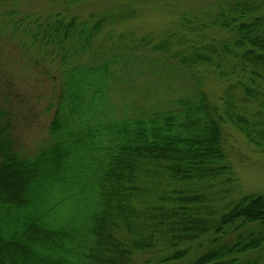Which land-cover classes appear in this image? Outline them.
Here are the masks:
<instances>
[{
  "label": "trees",
  "instance_id": "1",
  "mask_svg": "<svg viewBox=\"0 0 264 264\" xmlns=\"http://www.w3.org/2000/svg\"><path fill=\"white\" fill-rule=\"evenodd\" d=\"M263 8L225 0L211 17L219 38L114 50L94 41L117 16L21 18L39 23L23 32L51 49L64 80L35 153L0 102V264H264V194L214 202L221 181L227 192L236 182L224 124L264 154ZM148 64L173 95L110 113V89ZM200 66L229 81L221 105Z\"/></svg>",
  "mask_w": 264,
  "mask_h": 264
},
{
  "label": "rangeland",
  "instance_id": "2",
  "mask_svg": "<svg viewBox=\"0 0 264 264\" xmlns=\"http://www.w3.org/2000/svg\"><path fill=\"white\" fill-rule=\"evenodd\" d=\"M223 1L0 0V102L12 112L14 136L19 146L35 153L48 140L64 80L51 49L41 46L35 37L32 44L31 34L23 32L30 22L35 24V28L39 24L35 19L39 16L46 19L48 14L66 8L81 18L117 16L116 21L105 25V30L94 41V48L103 43L106 49H125L142 38H150L153 44L165 40L177 45L188 38L206 42L213 37H221L219 30L211 26V17ZM30 14L35 15L34 20L19 22ZM148 67L149 64L142 68L133 80L123 79L114 84L107 94L110 113L127 105L131 107L133 103L145 101L151 105L152 102L166 101L173 95L158 83L161 74H151ZM197 75L211 101L221 105L220 98L229 81L218 77L209 66L198 67ZM179 87V84L175 85L176 90ZM223 135L236 182L231 192H227L229 185L221 181L217 187L221 194L214 202L219 204L226 196L227 201H222L224 204L245 194H264V154L235 126L224 124ZM63 166L64 172L61 170V173L64 175L66 166ZM62 174L59 178L55 176L56 179H64ZM66 177L70 183L71 175ZM141 259L144 260L143 257Z\"/></svg>",
  "mask_w": 264,
  "mask_h": 264
}]
</instances>
